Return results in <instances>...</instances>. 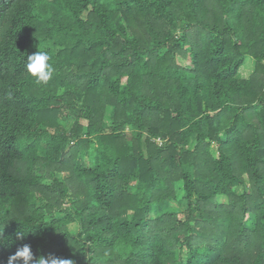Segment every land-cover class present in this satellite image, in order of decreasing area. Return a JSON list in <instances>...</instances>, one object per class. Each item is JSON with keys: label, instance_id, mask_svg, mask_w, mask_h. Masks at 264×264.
Wrapping results in <instances>:
<instances>
[{"label": "trees", "instance_id": "trees-1", "mask_svg": "<svg viewBox=\"0 0 264 264\" xmlns=\"http://www.w3.org/2000/svg\"><path fill=\"white\" fill-rule=\"evenodd\" d=\"M0 233V264H264V0H0Z\"/></svg>", "mask_w": 264, "mask_h": 264}, {"label": "clouds", "instance_id": "clouds-1", "mask_svg": "<svg viewBox=\"0 0 264 264\" xmlns=\"http://www.w3.org/2000/svg\"><path fill=\"white\" fill-rule=\"evenodd\" d=\"M49 61L50 57L45 51H37L27 57L26 72L34 78L36 84H47L51 80L54 68ZM24 235L25 233L20 231L17 233V238H23ZM3 243V234L0 233V245H3ZM8 264H75V261L60 258L54 254H49L46 258L43 256L36 258L31 245L24 244L8 258Z\"/></svg>", "mask_w": 264, "mask_h": 264}, {"label": "rangeland", "instance_id": "rangeland-1", "mask_svg": "<svg viewBox=\"0 0 264 264\" xmlns=\"http://www.w3.org/2000/svg\"><path fill=\"white\" fill-rule=\"evenodd\" d=\"M254 68V61L251 57H247L245 60L244 65L240 68L238 75L240 77H248ZM61 124L64 126V128L67 130L71 127L72 122L71 121H61ZM179 197L183 196V192L178 193Z\"/></svg>", "mask_w": 264, "mask_h": 264}]
</instances>
